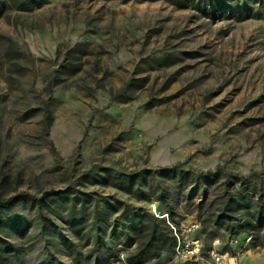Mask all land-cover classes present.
Instances as JSON below:
<instances>
[{"label":"rangeland","instance_id":"rangeland-1","mask_svg":"<svg viewBox=\"0 0 264 264\" xmlns=\"http://www.w3.org/2000/svg\"><path fill=\"white\" fill-rule=\"evenodd\" d=\"M21 196L0 264H264V0H0V199ZM137 209L197 225L203 259L141 257Z\"/></svg>","mask_w":264,"mask_h":264},{"label":"trees","instance_id":"trees-1","mask_svg":"<svg viewBox=\"0 0 264 264\" xmlns=\"http://www.w3.org/2000/svg\"><path fill=\"white\" fill-rule=\"evenodd\" d=\"M24 4L23 6H26ZM26 8V7H25ZM52 117L50 113L46 116V135L49 137L50 128L52 125ZM51 149L56 153L54 144L50 142ZM174 171L172 168L162 170V172ZM208 173L205 177H209ZM166 192L163 194L166 200ZM24 200V197H14L10 200L0 199V226L3 225L4 220L9 219V212L13 207V203ZM257 215H259L258 223L264 224V208L262 206L256 207ZM162 220V219H161ZM155 218L150 213L143 212L142 209H137L132 217V233L135 236L133 243L137 246V251L141 257L144 256H160L163 251L167 249H174L176 246V238L172 235V230L164 227L165 221ZM253 226L247 223L243 228ZM236 233V232H235Z\"/></svg>","mask_w":264,"mask_h":264},{"label":"built area","instance_id":"built-area-1","mask_svg":"<svg viewBox=\"0 0 264 264\" xmlns=\"http://www.w3.org/2000/svg\"><path fill=\"white\" fill-rule=\"evenodd\" d=\"M198 226L195 224L186 225L183 227L182 230H178L173 227L174 236L176 238V246L174 248V255L177 261L181 262H193L203 259L205 246L203 242L195 237V232L197 231ZM238 243L237 240H232L231 245H236ZM220 244V239H216L214 241V245ZM246 245L244 249L246 250L245 253H249V249L253 244V236H249L246 239ZM213 256V263L212 264H240L239 255L241 253L235 254L233 256H229L228 253L225 255H220L215 253L214 251L211 252Z\"/></svg>","mask_w":264,"mask_h":264},{"label":"crops","instance_id":"crops-1","mask_svg":"<svg viewBox=\"0 0 264 264\" xmlns=\"http://www.w3.org/2000/svg\"><path fill=\"white\" fill-rule=\"evenodd\" d=\"M247 254H249V253H247ZM240 264H244L243 261H240Z\"/></svg>","mask_w":264,"mask_h":264}]
</instances>
